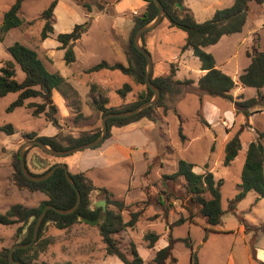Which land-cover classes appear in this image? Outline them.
Here are the masks:
<instances>
[{"label": "rangeland", "instance_id": "374dc122", "mask_svg": "<svg viewBox=\"0 0 264 264\" xmlns=\"http://www.w3.org/2000/svg\"><path fill=\"white\" fill-rule=\"evenodd\" d=\"M15 0H0V28L4 13ZM52 0H25L21 6L20 18L25 23L20 28L8 31L4 39L0 40V67L4 61L10 60L7 48L19 43L38 54L44 62L46 70L53 74L58 73L64 84L61 91H57L66 101L70 115L61 120L58 114L60 132L71 133L77 136L81 131L101 129L102 116L91 107L92 100L107 97L108 106L129 104L144 94L146 87L137 84L130 76L115 71H99L87 74L86 70L104 59H119L114 34L111 27L117 23L114 15L105 10L102 1L111 3L115 0H59L57 10H54L55 30L60 34L69 33L77 24L85 21L89 23L87 32L73 46L75 62L67 65L64 61V51L54 50L52 58L45 50L40 34L44 26L40 14L49 6ZM235 0H183V6L190 10L198 23L212 19L217 10L229 8ZM125 2L134 3L135 0ZM59 3V2H58ZM89 3L94 14L100 15L97 23L89 20L85 14L83 4ZM104 7L103 9L100 8ZM138 7V6H137ZM142 12V9L137 8ZM55 8V9H56ZM85 9V10H84ZM96 9V10H95ZM135 12V11H134ZM132 12L131 17L138 16ZM110 13V14H107ZM31 23V24H30ZM166 19L150 31L145 38L156 37L144 45L151 55L154 76L167 75L171 65L176 68L175 79L178 81L191 80L190 86H180L177 94L167 95L164 103L173 110L166 113L162 108L156 109V121L151 123L142 121L128 128L114 132L111 138L104 141L99 148L87 149L75 155L74 172H84L92 181L95 190L107 191L111 200L122 201L124 210L122 216L128 221L130 214L141 211L142 216L135 227L122 232L121 240L124 250L129 254V245L133 243L143 258V264H149L155 253L167 245L168 235L174 239H189L191 248L184 243H175L172 257L166 264H191L194 254L198 264H258L254 249L264 251V198L250 192L236 205L235 212L229 210L230 200L238 193L240 174L245 162L247 145L259 139L264 145V102L251 108L245 116L236 113L235 106L227 99L210 97L197 90V81L201 77L200 63L191 49L183 50L185 33L181 30L166 29ZM55 40V37H52ZM50 39L48 44L55 43ZM113 44V45H112ZM60 46V44H59ZM264 52V5L254 2L248 4L247 20L240 33L223 36L215 45L204 48L211 54L216 68L230 76L237 87L232 91L233 99L238 101L256 97L253 88H242L238 84V76L247 67L250 60L247 53L252 47ZM126 48V46H125ZM116 53V54H115ZM126 55V54H125ZM127 64L126 56L122 58ZM23 72L16 66V80L22 81ZM90 79L107 85L105 91L98 87V91L91 93ZM124 85H129L131 91L122 98L117 91ZM77 95H74L73 92ZM264 95V88L261 90ZM17 94L10 93L0 97V213L3 214L10 206L20 204L24 207L35 208L45 195L39 192L19 190L13 183L12 161L14 155L26 142L25 135L35 133L38 136H52L58 132L45 120L44 115L32 116V109L24 107L7 112L9 105L15 101ZM79 102L80 111L85 116L84 121H73V105ZM31 103H41L40 99L28 100ZM54 102V101H53ZM56 105V103L54 102ZM57 106V105H56ZM203 118L208 125L201 123ZM11 125L12 134H7L1 128ZM181 128L184 140L181 139ZM240 134L241 150L229 166L222 164L224 147L238 130ZM65 157H50L38 147H32L27 154V167L32 173L39 174L49 162L63 163ZM180 160L195 165L194 172L200 174L207 167L217 182H221V207L223 215L221 224L213 232L205 231V221L196 217L193 223L186 222L172 227L170 224L179 217L188 216L187 208H196L191 205L188 196L184 194L180 184L161 183L162 175L172 174L177 170ZM173 194L166 203L165 209L158 202L159 197ZM102 198H103V194ZM105 197V196H104ZM93 201L91 202V204ZM116 211L115 208L109 207ZM166 212V213H165ZM158 215L156 219H152ZM243 220V232L240 233V220ZM14 226L0 225V250L11 248L24 236V231L17 237ZM154 232L159 236L152 249L147 248L144 236ZM46 236L53 239V244L35 264H123L117 257L108 256L104 245L95 227L81 222L68 231H58L48 225ZM175 261H174V260Z\"/></svg>", "mask_w": 264, "mask_h": 264}, {"label": "trees", "instance_id": "16d2710c", "mask_svg": "<svg viewBox=\"0 0 264 264\" xmlns=\"http://www.w3.org/2000/svg\"><path fill=\"white\" fill-rule=\"evenodd\" d=\"M24 1L25 0H15L11 7L4 13L2 26L0 28L1 41L8 31L20 28L24 25V19L19 16ZM143 1L146 3L144 11L132 18L133 24L125 48L127 64L115 63L110 65L105 61H101L87 69L86 73L90 74L102 70H117L123 75L132 77L137 84L144 85L146 91L144 94H141L136 101L117 107L108 106V99L102 97V94L99 93L100 99H93L91 107L102 117L110 113L128 112L135 109L141 103L153 98V92L145 82L147 68L146 58L133 44V37L136 31L154 20L158 13L153 0ZM158 1L163 7V20H167L168 27L170 29L181 30L185 33V44L182 49H191L193 55L200 63V71L205 72L197 81V90L201 94L210 97L227 99L234 104L236 113H243L245 116L250 115L248 111L251 108L255 107L260 102H264V95L261 93V90L264 88V52L259 51L257 47L253 46L251 51L247 53L250 62L238 76V84L242 88L247 87L255 89L256 97L247 100H241L242 97H240L239 100L236 101L232 96V91L237 87L236 83L230 76L216 68L214 57L206 53L204 48L217 44L223 36L240 33L247 20L248 4L254 2L257 5H264V0H235L231 7L217 10L212 19L204 23L195 21L190 10L183 6V0ZM58 2L59 0H52L49 6L40 14L41 20L44 21V26L40 34L41 41L50 38L54 34V10ZM176 4L182 5V12L179 11ZM83 7L87 11L91 9L89 3L83 4ZM100 8L103 9L104 7L100 6ZM88 26L89 23L84 22L75 25L69 33H60L56 35L55 40L60 44L58 49L64 51V61L67 65L75 62L72 48L87 32ZM148 33L149 32L145 33L140 41L141 47L146 51L144 38ZM7 52L10 55V60L4 61L3 65L0 67V97H5L10 93L17 94L16 100L9 105L7 112H12L19 107L32 109L31 113L33 117L44 115L45 120L58 130L53 136H38L35 133L27 134L25 135L26 141L38 140L53 150L63 151L90 143L98 138L100 134L99 128L96 130L81 131L77 136H73L71 133L62 134L59 130L60 125L58 118L55 117V115L58 114V107L53 102L52 92L53 90L61 91L64 79L58 73H49L45 68L44 62L39 59L38 54L33 49H29L19 43H14L7 48ZM16 66H18L24 74V78L20 82L16 80ZM176 71L177 68L172 64L170 73L167 75L154 76L151 72L150 81L160 92V100L158 103L155 106L144 109L132 117L109 119L107 121V134L105 140L111 136L113 130L122 129L140 121L155 123V111L158 108H162L165 113L168 110H173L175 112V109L169 108L164 103L165 97L167 95L177 94L179 87L182 85L190 86L193 84L191 80H185L183 82L176 80ZM90 87L92 94L98 91L97 85L91 84ZM130 91L131 87L129 85H124L117 93L124 98ZM73 93L77 95L75 91ZM32 99H40L41 103H27L28 100ZM79 105V102L76 101L72 108L74 111L73 121L75 123L82 122L85 119L80 111ZM201 123L208 125L203 118H201ZM1 130L5 131L7 134L13 133L11 125L3 127ZM241 133L242 128H240L225 144L222 162L224 166H229L241 150ZM179 134L181 139L184 140L181 128L179 129ZM260 136L261 134H259V139L250 142L246 149L245 162L240 174L239 191L232 200H230L229 210L232 213L235 212L236 205L250 192L256 193L258 199L264 198V145L259 141ZM32 147L28 148L25 152V164L27 169L26 157L28 151ZM45 155L50 156L46 153ZM56 164L59 163H47L39 174L32 173L29 169L28 171L34 176H43ZM194 167V164L180 160L177 165V170L174 173L165 174L161 177V183L163 185L168 183L180 184L184 194L188 196L191 205L196 208L195 212L192 208H187L188 216L186 218L179 217L170 224V229L186 222L193 223L196 217H200L205 221V231L213 232L215 228L221 224V218L224 213L221 207V182L215 180L213 173L208 171L206 166L204 167V171L200 174L194 172ZM12 168V180L19 190L39 192L46 197V199L35 208H28L20 204H15L10 206L3 214L0 213V225L18 226L16 229L17 237L22 233L23 227L27 225L24 236L16 243L26 245L32 239L34 224L42 210L46 206H53L60 210H69L76 202V193L68 184L65 178V172L61 168L57 169L49 179L43 182L36 183L27 180L20 169L19 151L14 155ZM68 172L81 195L79 208L75 213L67 216L59 215L52 210L47 211L40 225L35 243L27 249L15 250L13 252V259L20 264H35L39 256L46 252L49 246L53 244V239L45 234L46 227L52 225L58 231H68L76 224H81L78 220V218L81 217L90 221L100 220L95 228L104 245L106 255L117 257L123 264H143V258L139 255L135 245L133 243L129 245L130 250L127 255L123 248L125 245H123L121 240L122 232L126 231L128 228H134L142 216V212L137 211L131 213L129 220L125 221L122 216V211L125 207L123 202L111 200V194L107 191L105 196L106 212L103 213L100 208L91 210V194L95 190L92 181L84 172L71 173L69 170ZM172 196L174 195L169 193L164 198L159 197V204L167 209L166 203ZM110 206L115 208L116 211L110 209ZM104 216L105 219L103 220ZM157 217L158 215L154 216L152 219H156ZM240 222L242 226H245L242 219ZM144 240L147 242V248L152 249L159 240V236L154 232H148L145 234ZM177 242H182L187 248H191L189 239H174L171 234H169L167 245L155 253L149 264H166L167 260L171 259L172 249ZM9 250L10 248H2L0 250V264H10L8 259ZM191 264H198V260L194 254L191 257ZM258 264L263 263L258 262Z\"/></svg>", "mask_w": 264, "mask_h": 264}, {"label": "water", "instance_id": "95a60500", "mask_svg": "<svg viewBox=\"0 0 264 264\" xmlns=\"http://www.w3.org/2000/svg\"><path fill=\"white\" fill-rule=\"evenodd\" d=\"M153 1H154L155 5L157 7V10H158L157 16L155 17L154 20H152L151 22H149L146 25L142 26L141 28H139L136 31V33H135V35L133 37V44H134L135 48L141 54H143L145 56V58H146L147 68H146V73H145V82H146L147 86L152 90L153 98L151 100H149V101H145V102L141 103L135 109L130 110L128 112L110 113V114H107V115L103 116L102 120H101L100 134H99V136H98V138L96 140H94V141H92L90 143H87V144H84V145H81V146H77V147H74V148H71V149H68V150H63V151L53 150V149L49 148L48 146H46L45 144H43L42 142H40L38 140L26 141L21 146V148L19 150V161H20V169H21V172H22L23 176L27 180H29L31 182H36V183L43 182V181L49 179L54 174V172L57 169L61 168L65 172V178H66L68 184L74 189V191L76 193V202H75L74 206L72 208H70L69 210H60V209H57V208H55L53 206H46L42 210V212L40 213V215L38 216V218H37V220H36V222L34 224L31 241L28 244H26V245L16 244V245H14V246H12L10 248L9 253H8V259H9L10 264H20V263L16 262L13 259V252L15 250L27 249V248H29L30 246H32L35 243V241L37 239V236H38L40 225H41V223H42L47 211L52 210V211L56 212L59 215L67 216V215H71V214L75 213L76 210L79 208L80 203H81V195H80L78 189L76 188L73 180L71 179V176L69 175L68 168H67L66 164H64V163L56 164L54 167H52L43 176H38V177L34 176L26 168V164H25V152H26V150L28 148L32 147V146H37L44 153H46V154H48L50 156H53V157H67V156L74 155L76 153H79V152L87 150V149L96 148V147L100 146L105 140V137H106V134H107V121L109 119H112V118H127V117L135 116L138 113H140L141 111H143L144 109H146V108H148L150 106H155L158 103V101L160 100V92H159V90L150 81V75H151V72H152V69H153V63H152L151 55L144 48H142L141 44H140L142 36L145 33L150 32L153 29H155L161 23V21L163 20L164 10H163V7H162L161 3L158 0H153ZM176 7L179 9L180 12H182V5L181 4H176ZM103 193H104V195L106 194L105 192H103ZM99 208L102 210L103 213L106 212V200H101V202L96 203V204L92 203L91 206H90L91 210H95V209H99ZM104 219H105V216L103 217V220ZM78 220L80 222H83V223L88 224V225L93 226V227L97 226V224L100 222V220L90 221V220H87V219H83L81 217H79ZM26 227H27V225L23 227L22 231H24V233L26 232Z\"/></svg>", "mask_w": 264, "mask_h": 264}, {"label": "crops", "instance_id": "0c3cea01", "mask_svg": "<svg viewBox=\"0 0 264 264\" xmlns=\"http://www.w3.org/2000/svg\"><path fill=\"white\" fill-rule=\"evenodd\" d=\"M125 1L126 0H115V1H113L111 3H108L107 1H102V3H103L102 5H105V10L109 11L112 15L115 16L114 20L118 19L117 23H115V25H113L111 27V32H113V34H114L113 35L114 36L113 41H118L117 42L118 44L116 45V48H117V52L119 53V59L117 58V59H113V60H109V59H104L103 60V61H105L106 63H108L110 65L111 64H115V63H120V64L125 65V63H123V61H122V58H123V56H126L125 55V46H126V42L128 40L130 31H131V28H132V24H133L132 23L131 13L135 11L138 14H140V13H142L144 11L145 6H146V3L143 0H135L134 3H129V2L127 3ZM59 4L61 5V1H59L58 5ZM58 5H57V8H58ZM136 7L140 8V10L142 9V12L137 11L138 9H136ZM57 8L55 10H57ZM93 9L94 8L91 7L90 11H87L85 9L84 10L86 11L85 14H87V13L89 14V15H87V17L90 16L89 20H91L95 24V23L98 22V20L100 19L101 16L98 15V14H94L93 13V11H94ZM110 13H107V14H110ZM55 23H56V20H55ZM162 29H163L162 31L164 32V30L170 29V28L168 27V24H167L166 28H162ZM57 34H59V33L54 28V34L50 38H48V39L43 41V46H44L45 50H48V55H49L50 58H52L53 51L54 50H58V48H59V43L55 42V40L52 38V37H56ZM50 39L54 40V42H55V43L50 44L52 46H49V44H48ZM148 40H150L151 43H154L156 41V37L155 36H151L149 38L148 37L145 38V44L148 42ZM102 71H105V70H102ZM200 73H201V76H202V75H204L205 72L200 71ZM90 74H92V73H90ZM89 83L97 85L101 90L105 91L106 95L108 94L110 88L107 85L95 82L92 79H90ZM52 99H53V101L56 103V105L58 107L59 118L61 120L67 119L69 117V115H70V112H69L68 107L65 105L66 101L61 97V95L56 90H53V92H52ZM140 122H142V121H140ZM140 122H138V123H140ZM135 124H137V123H135ZM130 126H128V127H130ZM128 127H125V128H128ZM125 128H122V129H125ZM122 129L113 130L112 134L114 132L120 131ZM56 133L57 132L54 131V133H52V136L55 135ZM112 134H111V136H112ZM111 136L109 138H111ZM247 147H248V145H247ZM76 154H78V153H76ZM76 154H74V155H72L70 157H66L63 160V163L66 164L68 170L71 173L81 172V171H78V170H76L75 172L73 171V170H75L74 169V163H75V160H76L75 159V155ZM103 192L106 193V191L97 190V194H95V195L91 194V200L93 201V203L96 204V203L101 202V200H105L104 196H106V194L104 195ZM101 194H103V198H102ZM243 229H244L243 226L240 225V228H239L240 233H244ZM254 256H255L256 260H259L260 262H262L264 264V251L263 250L255 248L254 249Z\"/></svg>", "mask_w": 264, "mask_h": 264}, {"label": "built area", "instance_id": "2783aa9c", "mask_svg": "<svg viewBox=\"0 0 264 264\" xmlns=\"http://www.w3.org/2000/svg\"><path fill=\"white\" fill-rule=\"evenodd\" d=\"M135 13V12H134Z\"/></svg>", "mask_w": 264, "mask_h": 264}]
</instances>
